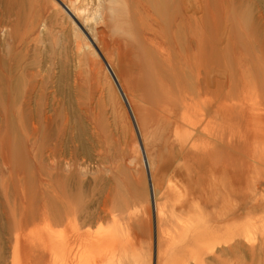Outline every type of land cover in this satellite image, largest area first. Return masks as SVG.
Returning a JSON list of instances; mask_svg holds the SVG:
<instances>
[{
    "label": "rangeland",
    "instance_id": "rangeland-1",
    "mask_svg": "<svg viewBox=\"0 0 264 264\" xmlns=\"http://www.w3.org/2000/svg\"><path fill=\"white\" fill-rule=\"evenodd\" d=\"M106 2L0 0V264H264V0L243 5L244 45L168 54L150 23L111 72L86 53L121 32Z\"/></svg>",
    "mask_w": 264,
    "mask_h": 264
},
{
    "label": "bare ground",
    "instance_id": "bare-ground-1",
    "mask_svg": "<svg viewBox=\"0 0 264 264\" xmlns=\"http://www.w3.org/2000/svg\"><path fill=\"white\" fill-rule=\"evenodd\" d=\"M12 1V0H11ZM67 1V0H66ZM71 3V10L73 11L72 13L74 15L78 14L79 10L82 9L81 12H83L85 14V6H81L80 3L83 2H88L86 3L87 5L89 4V2H91L92 0H68ZM95 1V0H94ZM100 1V0H99ZM102 1V0H101ZM127 1H130V3L127 6ZM248 0H229L230 5L228 7V17L224 18L223 17V12H224V6L222 2L218 1V0H123V4L121 2V5L124 6V10L122 8H118L121 7L120 6V1L119 0H107L106 4L107 5H100L99 3L96 4V7L101 8L99 11H101V15H102V19H109L110 24H114L113 27L114 28H118V33L120 32L119 30H121V32L119 33V35L124 34L126 31L129 34H126L125 36H128L127 39L126 37H121L118 38V36L116 38L111 39L110 42L111 43L109 48H111L109 50V54L105 53L106 50H103L100 47V42L98 43L97 47L94 49V44H90V43H86L87 48H89V52L87 49L85 52L89 53L90 55L92 54V56L94 55L95 57H97L98 52H96V50H98L101 53V58L104 60L105 64L107 65V67H109L108 70H110V68L113 69L114 64L116 63L117 65H119V67L121 68L122 65V60L124 61V57L123 54L121 53V46L124 45V43H126V45L128 44L127 42L131 43L128 40H132L133 46L136 47V45H140V46H144L145 44L148 45L151 41V37H147L150 33V26L152 24L156 25L158 28V31H154L153 30V34L151 33V36L154 35V38H160V42L163 43L166 46L167 49V53L168 54H172V52H175V50L177 51H183L184 52V48H190L191 45L195 44V46L199 45L200 47H202L203 45L207 44L209 45V47L211 48V50L213 51L212 45L214 47V44L216 43V46L218 44L221 43L223 36L225 35V44L226 46H229L230 44L234 45L237 41H241V43L244 45L245 43V36H246V28H245V23L243 22L245 20V18L248 15L247 12V8L243 7V5H246V2ZM98 2V1H97ZM212 2V3H211ZM95 3V2H94ZM93 3V4H94ZM103 3V2H102ZM105 3V2H104ZM210 3L212 4V7H210ZM80 4V5H79ZM85 4V3H84ZM83 4V5H84ZM85 4V5H86ZM95 5V4H94ZM118 8V9H117ZM211 8V9H210ZM94 11L97 10V8L93 9ZM97 11V12H99ZM122 11L125 13L123 20L125 22H127L126 24H128V26L130 28L126 29L124 27H126V24H124L125 22H121V20L119 19L121 17V14H119V12ZM96 13V12H95ZM94 13V15H95ZM151 14L152 17L147 16V14ZM97 14H100L97 13ZM96 14V15H97ZM119 14V15H118ZM142 14H145L147 18H150V22H148V19H143V17L141 16ZM89 15V14H88ZM86 15L85 19H89V16ZM190 15V17L195 21L193 22V26H186L189 25V23L187 24V17ZM93 18V16H92ZM90 18V19H92ZM119 20H118V19ZM126 18V19H125ZM84 19V20H85ZM96 19V18H95ZM101 19V18H100ZM99 19V20H100ZM101 23L105 24L103 22V20ZM240 19H242L243 21H240ZM85 20V21H86ZM93 20V19H92ZM190 20V19H189ZM84 21V22H85ZM90 22V20H89ZM95 23V21H93ZM106 22V21H105ZM114 22V23H112ZM151 23V25H150ZM96 24V23H95ZM107 22V26L110 25ZM111 26V25H110ZM97 27V26H96ZM111 27V28H113ZM95 28V27H94ZM93 28V29H94ZM99 28V27H98ZM201 28V35L199 36V30ZM102 29V28H101ZM190 29V30H189ZM107 30V29H106ZM102 31V30H101ZM108 31V30H107ZM112 31V30H111ZM115 31V30H114ZM124 31V33H123ZM152 31V29H151ZM105 32V31H104ZM96 33H101V32H97ZM115 34V32H113ZM96 36V34H94ZM98 35V34H97ZM109 35V34H108ZM147 35V36H146ZM94 36V37H95ZM158 36V37H157ZM100 37V36H99ZM103 37V36H102ZM101 38V37H100ZM99 38V39H100ZM153 39V38H152ZM102 43H104V45L106 44V40L101 39ZM127 40V41H126ZM154 40V39H153ZM91 42V40H88ZM135 41V42H134ZM85 43V42H84ZM101 43V44H102ZM107 43V44H108ZM136 43V45H135ZM102 45V46H104ZM109 45V44H108ZM131 45V44H130ZM82 46V45H81ZM106 46V45H105ZM104 46V47H105ZM219 46V45H218ZM85 47V45H84ZM83 47V48H84ZM79 48V47H78ZM108 48V49H109ZM128 48V49H127ZM126 49L129 51V48L131 47H127ZM147 48V47H146ZM143 47V51L146 49ZM149 48V46H148ZM107 49V46L106 48ZM132 52L134 51L133 47L131 48ZM136 49V48H135ZM140 50V49H139ZM151 50V48H150ZM108 51V50H107ZM81 52V51H80ZM140 52V51H139ZM138 52V53H139ZM142 52V51H141ZM152 52V51H150ZM84 53L83 54V58L84 60L87 62L88 59L84 56H86ZM125 53V52H124ZM185 53V52H184ZM190 53V52H188ZM136 54V53H135ZM141 54V53H139ZM146 53H144L145 55ZM150 54V53H149ZM89 55V56H90ZM110 55V56H108ZM114 56L113 59L111 56ZM133 55V54H132ZM148 55V54H146ZM186 55V54H185ZM91 56V57H92ZM100 56V55H99ZM107 56V57H106ZM134 56V55H133ZM192 56V54H191ZM88 57V54H87ZM140 57L143 58V56L141 55ZM147 57H150L147 56ZM155 57V55L153 54L152 58ZM193 57V56H192ZM81 58V57H80ZM129 58V57H127ZM135 58V57H134ZM146 58V57H145ZM156 58V57H155ZM194 58V57H193ZM147 60L151 59V58H146ZM158 60L154 61V60H149V62L151 61V63H159L161 62V68L164 70L165 73H167L166 75H168L169 78H172L175 80V82H178L176 79L175 71L173 69V61H172V57H168L166 60L160 59V58H156ZM195 59V58H194ZM212 59V58H211ZM95 60V59H93ZM113 60V61H112ZM196 60V59H195ZM198 60V59H197ZM83 61L80 60V62ZM84 61V63H85ZM141 61V60H140ZM145 61V60H144ZM212 61V60H211ZM129 62V61H128ZM132 62L135 63V60ZM142 62V61H141ZM197 62V61H196ZM216 62V60H215ZM82 63V62H81ZM132 63V66H135V64ZM211 63V62H210ZM87 64V63H86ZM89 64V63H88ZM104 64V63H103ZM102 64V65H103ZM148 64V63H147ZM144 65V64H143ZM141 63V67L143 66ZM164 65V66H163ZM81 66V65H80ZM131 66V65H130ZM131 66V67H132ZM157 66V65H156ZM155 66V67H156ZM129 67V68H131ZM147 67V66H146ZM116 68V67H115ZM134 68V67H132ZM149 68V67H148ZM112 69L110 70V72L112 71ZM152 69V68H151ZM154 69V68H153ZM120 72L121 70L115 69V72L118 74V72ZM123 70V69H122ZM129 70V69H128ZM140 70V69H139ZM148 70V69H147ZM207 70V69H206ZM142 71V70H141ZM145 71V68H144ZM143 71V72H144ZM103 72V71H102ZM106 72V69H105ZM127 72V70H126ZM156 72V71H155ZM121 73V72H120ZM146 73V71H145ZM151 73V71L149 72ZM113 74V73H112ZM154 74V73H153ZM210 74V72H209ZM120 76V74H119ZM118 76V77H119ZM146 76V75H145ZM149 76V75H148ZM198 76V75H197ZM123 77V76H121ZM125 77V76H124ZM123 77V78H124ZM191 77V76H190ZM205 77V76H204ZM152 78V76H151ZM193 78V77H191ZM112 79V78H111ZM120 79V78H119ZM118 80L117 78H115V81ZM120 81V80H119ZM149 82L152 81L151 79L148 80ZM127 82V80H126ZM125 82V83H126ZM192 83V82H191ZM194 83V82H193ZM197 83V82H196ZM127 85V83H126ZM193 85V84H192ZM199 85V84H198ZM196 86V84H195ZM194 86V87H195ZM180 86L178 84H176V90L179 91ZM197 90V88H195ZM162 96L166 95L164 92H161ZM163 99V98H162ZM182 107V106H181ZM187 108V107H186ZM196 110V109H195ZM194 110V111H195ZM185 111V110H184ZM231 111V110H230ZM187 112V111H186ZM185 112V113H186ZM189 112V111H188ZM227 112V111H226ZM229 112V111H228ZM221 114V111L219 112ZM225 113V112H224ZM233 113V112H232ZM231 113V114H232ZM187 114V113H186ZM227 114V113H226ZM225 114V115H226ZM230 114V113H228ZM261 115V114H260ZM185 116V115H184ZM221 116V115H220ZM188 117V116H187ZM186 117V119H187ZM194 117V116H193ZM219 117V115H218ZM226 117V116H225ZM238 116H236L237 118ZM217 118V117H216ZM262 118V117H261ZM238 119V118H237ZM236 119V120H237ZM183 120V119H182ZM216 120V119H215ZM226 120L227 119H223ZM239 120V119H238ZM190 121V120H189ZM219 121V120H218ZM232 120H230L229 122L226 123H230ZM192 121H190L191 123ZM224 122V121H222ZM233 122V121H232ZM237 122V121H236ZM187 123V122H185ZM225 123V124H226ZM234 123V122H233ZM238 123V122H237ZM188 124V123H187ZM232 124V123H231ZM232 126V125H231ZM231 130V129H230ZM237 130V129H236ZM246 131V130H245ZM177 136V134H176ZM178 137V136H177ZM182 143V142H181ZM183 144V143H182ZM185 144V143H184ZM182 146V145H181ZM181 171V170H180ZM178 175H180L178 178V180L176 179V182L174 183H169V188L171 191V199H173V202L175 204V202L177 203V201L180 202V209L181 207V202L184 204L185 202H188V198L190 196L191 190L186 188L184 185V188L182 186V184H180L182 181H184V178L182 176L181 173H179ZM180 177H182V179H179ZM181 181V182H180ZM167 189V188H166ZM125 193V192H123ZM156 195V194H155ZM120 197V196H119ZM187 200L184 202V200ZM175 200V201H174ZM192 200V199H191ZM193 201V200H192ZM171 202V203H173ZM194 202V201H193ZM121 203V202H120ZM171 203L169 205V208L171 207ZM123 204L124 201H123ZM178 204V203H177ZM182 204V205H183ZM191 204V203H189ZM176 205V204H175ZM184 205H188L184 204ZM183 205V206H184ZM192 205V204H191ZM124 206V205H123ZM156 206V205H155ZM177 206V205H176ZM179 206V204H178ZM166 207V205L164 206ZM168 207V206H167ZM172 208H174L172 206ZM176 208V207H175ZM178 208V207H177ZM177 209V211L175 212H180L181 210L183 211L181 213V215L184 214L185 209ZM184 208V207H183ZM188 208V206H187ZM186 208V209H187ZM167 210V208H166ZM175 210V209H174ZM180 210V211H179ZM167 212V211H166ZM165 212V214H166ZM170 212V211H169ZM173 212V211H171ZM170 214V213H169ZM168 214V215H169ZM178 215V213H176ZM167 215V214H166ZM173 215V214H172ZM175 215V214H174ZM173 215V216H174ZM171 216V214H170ZM172 216V217H173ZM164 217V216H163ZM169 217V216H168ZM166 218V216H165ZM164 218V219H165ZM167 220V219H165ZM168 221V220H167ZM167 227V226H166ZM167 229V228H166ZM186 229V227H185ZM103 245V244H102ZM61 252V251H60ZM101 253V252H100ZM76 256V255H75ZM112 257V256H111Z\"/></svg>",
    "mask_w": 264,
    "mask_h": 264
}]
</instances>
